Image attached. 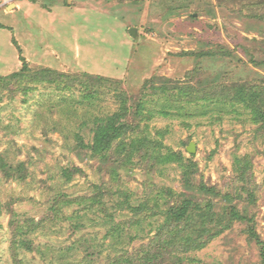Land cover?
<instances>
[{"label": "rangeland", "instance_id": "rangeland-1", "mask_svg": "<svg viewBox=\"0 0 264 264\" xmlns=\"http://www.w3.org/2000/svg\"><path fill=\"white\" fill-rule=\"evenodd\" d=\"M261 14L264 0H0V264H108L126 251L141 255L163 215L116 203L128 195L133 204H153L157 196L164 209L181 193L192 196L182 168L172 161L156 170L139 156L130 165L105 162L78 147L76 135L91 143L94 119L118 110L121 93L133 121L141 102L173 108L177 93L161 91L162 84L187 86L196 99L186 111L194 113L216 90L264 86ZM24 62L31 71L13 77ZM47 68L65 76H28ZM172 112L138 118V132L195 161L194 183L216 189L217 212L234 205L250 221L234 220L204 248L167 252L158 263L264 264L248 231L253 225L264 240V122L249 110L221 117ZM4 163H23L25 178L6 175ZM73 166L83 172L66 180L62 169ZM97 187L104 204L54 209L64 194L92 197ZM115 224L122 229L117 238L109 234Z\"/></svg>", "mask_w": 264, "mask_h": 264}, {"label": "trees", "instance_id": "trees-1", "mask_svg": "<svg viewBox=\"0 0 264 264\" xmlns=\"http://www.w3.org/2000/svg\"><path fill=\"white\" fill-rule=\"evenodd\" d=\"M261 17L264 18V14H261ZM30 71L31 68L24 62L22 69L13 74V77L26 76ZM28 76H32V80L36 82H57V78L64 77L65 75L47 68L38 70V72L32 75L28 74ZM185 87L180 84H162L159 88L163 92H167L171 88L175 90L174 92L177 93L175 94L177 103L176 101L174 102L173 108L171 106L167 107L165 104L159 108H149L141 102L132 113L135 118L133 121L128 119L131 114V105L127 97L121 93L119 95L121 103L118 110L104 116H96L94 119L93 140L91 143L84 144L82 135H76V139L80 145L78 147H87L94 157H99L105 162L115 160L122 165H130L134 164V158L139 156L140 159L147 160V166H152L156 170H160L168 162H176L183 170V182L186 190L193 192L192 196L187 195L185 192L179 194L175 197L176 201L173 204L168 203L164 209L159 205L157 196L153 204H150L149 200L133 204L129 200L130 196L125 195L124 200L116 203L117 208L120 210L128 208L135 214H141L143 211L150 212V216L152 217L161 214L163 215V221L159 222V219L156 220V232L150 239L149 244L145 245V248L141 251V255L137 252L130 253L126 251L115 255L113 259H110L108 264H160L157 260L165 253H171L175 250L184 253L202 249L212 239L229 228L234 220L248 219V216L240 213L234 205L230 207L229 213L217 212L215 199L218 198L219 193L216 189L204 183H201L197 187L194 183L197 170L195 161L186 158L180 151L169 149L165 152L164 147L166 146H164L160 138L152 136L147 130L140 131L141 133L138 132L140 124L137 120L138 118L140 120L145 117L146 120H150L158 115H173L172 109L178 111L179 115L191 116L193 114L208 115L217 113L220 117L224 112L243 114L249 110L254 121L264 122V86L256 89V85L251 88L239 85L232 87V93L228 92L226 94L217 90L212 95L208 93L209 95L204 96L205 101L201 105V109L195 113L186 111V103L190 104L195 101L196 97L191 99L189 96H191L192 92L187 86ZM178 102L181 104L178 105ZM228 105L230 108H226ZM158 133L160 134V132ZM237 161L239 162L240 159L237 158ZM247 164L245 162L244 168H248ZM2 168L6 175L15 177V174H18L17 178H25L23 163L17 166L4 163ZM80 172H83V170L78 166H73L72 168L63 167L61 175L66 180H70L75 174ZM97 188L100 190L99 194L92 197L72 198L64 194L59 199L54 200V209L58 211L57 206L62 202L67 204L72 202L85 203L84 209L92 208L98 202L104 204L103 191L100 187ZM109 192V195H111V191ZM194 192L201 193L210 198L206 201H199L196 199L197 197H195ZM122 194L124 192L120 191V197ZM89 200H92V202ZM110 215V218L113 219V214ZM248 231L260 246L262 261L264 262V240L258 235L253 225H250ZM109 234L116 238L117 236H121V226L119 224L113 225ZM24 243L31 246L25 240ZM173 262L176 263V261Z\"/></svg>", "mask_w": 264, "mask_h": 264}, {"label": "water", "instance_id": "water-1", "mask_svg": "<svg viewBox=\"0 0 264 264\" xmlns=\"http://www.w3.org/2000/svg\"><path fill=\"white\" fill-rule=\"evenodd\" d=\"M188 151L191 153H194L196 151V147H195V144L193 142L189 145Z\"/></svg>", "mask_w": 264, "mask_h": 264}, {"label": "built area", "instance_id": "built-area-1", "mask_svg": "<svg viewBox=\"0 0 264 264\" xmlns=\"http://www.w3.org/2000/svg\"><path fill=\"white\" fill-rule=\"evenodd\" d=\"M10 1H12V0H4V4L9 3Z\"/></svg>", "mask_w": 264, "mask_h": 264}]
</instances>
